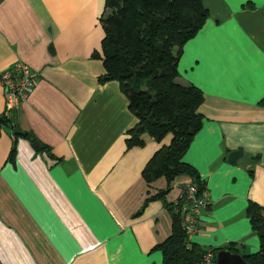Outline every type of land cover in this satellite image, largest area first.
I'll return each instance as SVG.
<instances>
[{
    "label": "crops",
    "instance_id": "1",
    "mask_svg": "<svg viewBox=\"0 0 264 264\" xmlns=\"http://www.w3.org/2000/svg\"><path fill=\"white\" fill-rule=\"evenodd\" d=\"M209 12L183 47L177 84L202 91V127L183 156L205 183L208 206L189 242L206 251L230 244L254 254L246 209L264 207V0H201ZM104 0H0V74L16 62L35 74L15 113L23 136L0 135V264H162L155 247L171 234L187 176L166 189L146 184V163L162 146L145 137L127 149L136 123L116 82L99 84ZM5 105L0 87V116ZM15 143L13 161L8 160ZM236 163H228L233 151Z\"/></svg>",
    "mask_w": 264,
    "mask_h": 264
},
{
    "label": "trees",
    "instance_id": "2",
    "mask_svg": "<svg viewBox=\"0 0 264 264\" xmlns=\"http://www.w3.org/2000/svg\"><path fill=\"white\" fill-rule=\"evenodd\" d=\"M208 18L209 12L201 0H104L99 19L104 36L100 51L93 58L101 60L104 68L97 82L101 85L116 82L128 102L129 112L137 120L126 134L127 149L143 147L146 136L158 144L171 137L170 143L155 152L141 173L147 185L163 178L166 189L145 199L135 218L142 215L150 202H165V195L177 177L191 178L199 193L205 190L204 181L183 162L202 127L199 108L204 96L194 86L177 84L176 79L183 47ZM15 113L0 116V135L5 128L11 131L17 128ZM13 137L16 140L17 136ZM23 138L34 142L28 133ZM15 151L13 143L9 161L14 160ZM164 206L172 213V228L170 236L155 247L162 255V264H202L209 252L213 262L219 251L239 254L233 244L206 251L190 243L181 229L179 215L174 212V204ZM245 214L258 238L259 249L241 257L245 264H264V207L250 202Z\"/></svg>",
    "mask_w": 264,
    "mask_h": 264
},
{
    "label": "built area",
    "instance_id": "3",
    "mask_svg": "<svg viewBox=\"0 0 264 264\" xmlns=\"http://www.w3.org/2000/svg\"><path fill=\"white\" fill-rule=\"evenodd\" d=\"M35 74L22 62H16L0 74V87L3 91L4 114L17 112L21 103L33 93ZM180 202V203H179ZM174 212L179 215L181 229L189 241L199 228V211L208 206L206 190L199 193L194 184H187L181 190V196L174 204ZM213 256L209 252L202 264H211Z\"/></svg>",
    "mask_w": 264,
    "mask_h": 264
},
{
    "label": "water",
    "instance_id": "4",
    "mask_svg": "<svg viewBox=\"0 0 264 264\" xmlns=\"http://www.w3.org/2000/svg\"><path fill=\"white\" fill-rule=\"evenodd\" d=\"M13 135L23 136L24 133L21 132L18 128L12 130ZM32 147L35 151H40V147L38 143H33ZM242 152L237 150L231 152L227 157L228 163H236V161L241 158ZM211 264H245L241 255L239 254H231L228 251H219L214 258V262Z\"/></svg>",
    "mask_w": 264,
    "mask_h": 264
}]
</instances>
